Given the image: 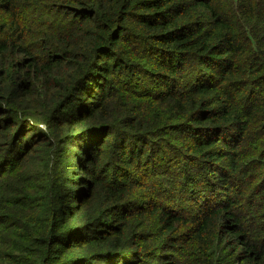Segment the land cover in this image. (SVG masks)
<instances>
[{
	"label": "trees",
	"instance_id": "1",
	"mask_svg": "<svg viewBox=\"0 0 264 264\" xmlns=\"http://www.w3.org/2000/svg\"><path fill=\"white\" fill-rule=\"evenodd\" d=\"M0 264H264V0H0Z\"/></svg>",
	"mask_w": 264,
	"mask_h": 264
}]
</instances>
